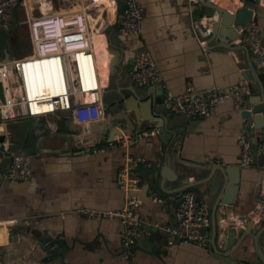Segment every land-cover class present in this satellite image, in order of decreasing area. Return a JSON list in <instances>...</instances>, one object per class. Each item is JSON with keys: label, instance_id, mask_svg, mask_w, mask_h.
I'll list each match as a JSON object with an SVG mask.
<instances>
[{"label": "crops", "instance_id": "1", "mask_svg": "<svg viewBox=\"0 0 264 264\" xmlns=\"http://www.w3.org/2000/svg\"><path fill=\"white\" fill-rule=\"evenodd\" d=\"M62 1H68L71 8L55 7L52 2L49 13L53 17H63L67 11L83 13L81 27L92 52L101 108L112 95L125 89L146 92L156 102L160 101L156 96L159 84L141 86L131 79L129 65L139 49L151 54L161 75V85L175 94L187 87L223 88L246 80L247 84L256 85L253 92L248 89V99L264 104V68L252 64L250 54L237 38L226 43V33L213 31L212 25L205 45L200 44L192 26L197 18L187 0H137L145 11L142 32L137 36H123L118 31L124 0H89V5H84V0ZM201 1L198 0V6ZM254 1L247 3L254 7V21L264 34V0L256 4ZM208 2L232 12L241 5L239 0L235 4L234 0ZM40 4L41 0H27L22 7L23 20L19 22L26 25L29 42L33 43L30 23L33 18L41 17ZM46 4V7L51 5L49 0ZM210 18L202 16L198 20L212 24ZM4 51L8 52L7 47L0 44V61L5 59ZM37 54L35 42L32 56ZM49 69L48 83L51 81V84L46 88L47 80L40 79V82L44 87L41 89L51 92L54 74L51 61ZM247 71L254 81L244 77ZM53 89L56 90L55 85ZM58 99L59 108L54 112L0 122V133L5 135L4 152L0 151V252L6 264H262L251 237L246 236L238 245L245 221L251 219L253 223L248 231L254 234L262 229L258 242L264 251V177L258 171V164L240 166L232 206L218 204L226 192L228 178L222 167L239 164L237 140L243 131L244 108L235 107L231 100L222 102L217 115L192 118L190 124L178 125L173 140L181 143L163 150L156 127L141 130L154 131L148 136L135 138L137 132L134 133L132 143L123 138L118 142L115 139L118 143L115 147L98 144L96 138L100 133L90 132L85 137L78 134L81 120L78 111L66 109L64 96V107ZM83 109L88 111L89 107ZM175 115L179 117L178 112ZM94 120L98 123L105 119L98 116ZM248 124L253 126L252 118ZM248 131L251 144L255 138L258 150L264 152L261 130ZM16 152L26 153L30 158L31 177L27 180L5 178L11 155ZM127 156L136 161L158 162L155 177H140L139 215L154 223H167L173 216L178 190L189 188L199 195L207 211L204 246L168 236L164 244L159 234L150 241L149 233L125 250L122 246L124 225L120 219L86 218L78 212L81 208L118 210L123 206L124 192L117 186L116 178L119 169L126 165ZM189 184L192 185L187 187ZM153 191L161 199L160 203L149 196ZM224 213L226 218H222ZM214 223L221 227L233 226L237 241L231 249L215 245ZM222 234L220 231L219 236ZM216 249L220 254H231L221 258L214 255Z\"/></svg>", "mask_w": 264, "mask_h": 264}, {"label": "built area", "instance_id": "2", "mask_svg": "<svg viewBox=\"0 0 264 264\" xmlns=\"http://www.w3.org/2000/svg\"><path fill=\"white\" fill-rule=\"evenodd\" d=\"M187 1L193 9L198 6V0ZM248 1L251 0H239L241 5ZM26 2L27 0H0V31L10 28L14 8L23 7ZM49 2L51 3L50 8L45 10L40 8V4L38 9L41 17L33 18L30 23V30L33 31V40L34 43L36 42L38 54L30 58L0 61V81L5 96V102L0 101V122L20 116H38L54 112L59 108L58 98L62 101V96H64L66 109L71 108L78 111V116L81 118L78 134L85 136L90 133V124L95 122L94 118L98 116L103 118L104 109L99 106L101 105V94L99 93L92 52L85 42L86 35L79 18L80 15L83 17V13L67 11L63 17H53L49 13V9L53 7L52 1L49 0ZM144 15V7L139 1L124 0L122 13L119 14L118 20L119 33L123 36L141 34ZM71 16L72 18L69 19ZM213 18L215 17L210 18L211 21L214 20ZM192 26L200 44L205 45L206 39L211 34V23L206 24L200 19H195ZM236 32L237 41L247 49L252 64L257 68H264V34L257 23L253 20L238 25ZM78 56L85 57L86 63H90L92 66L95 76V85L92 88L84 86L87 78H85L84 71L81 72ZM55 57H58L61 94L58 96L39 94L35 99H32L33 97L28 95V85L23 70V65L29 60H24ZM130 75L132 81L137 85L149 86L154 82L162 84L160 72L151 54L145 49H139L134 53ZM55 86L57 89L58 85L55 84ZM161 86L163 87L164 102L170 110L183 113L188 118L215 116L219 113L220 104L226 100H231L239 109L245 108L249 92L246 80H240L223 88L213 86L196 90L193 87H187L178 94L173 93L166 86ZM40 102H45L48 109L35 112L32 109V103ZM61 107H64L63 101ZM83 107H89L91 111L89 112ZM248 126H250L248 119L244 118L243 131L237 140L240 147V166H248L253 161ZM153 132L152 130H143L136 133L134 137L148 136ZM134 137L128 138L127 142L132 143L135 140ZM115 142H118V139ZM115 142L109 143L107 146L115 147L118 144ZM126 161V165L119 169L116 178L117 186L124 192L123 206L118 210L81 208L78 212L86 218L114 217L120 219L124 225L122 246L125 250H129L140 236L149 234L150 227H157L168 237H176L186 243L204 246L206 235L203 228L207 220V211L199 195L189 188L178 190L175 193L176 204L171 220L167 223H154L138 213L141 200L137 192L141 187V178L133 171L136 160L127 156ZM30 177L29 156L23 152L12 154L5 171V178L27 180ZM149 196L155 202H161L156 192H150ZM0 264H6L1 252Z\"/></svg>", "mask_w": 264, "mask_h": 264}, {"label": "water", "instance_id": "3", "mask_svg": "<svg viewBox=\"0 0 264 264\" xmlns=\"http://www.w3.org/2000/svg\"><path fill=\"white\" fill-rule=\"evenodd\" d=\"M256 2L257 1L255 0L254 4H256ZM122 9L123 8L120 9L119 14L122 13ZM253 12L254 7L249 3H244L243 5L238 6L235 11L232 12L228 9H223L220 6L208 2V0H202L199 6L194 9L193 15L197 19L202 16L215 17L213 18L214 20L211 24L212 30H217V32L221 35L223 33H226V43H230L237 38L236 26L243 25L254 20ZM218 40L222 43H225V41L221 40L220 37H218ZM4 57L5 59H3V62L12 60L10 59L9 53L7 51H4ZM129 68L131 69L132 65H129ZM244 77L246 79L250 78L252 81H254L255 79L251 75L250 71L244 72ZM154 84H159V82H154ZM248 88L251 92H253V88H256V85L254 83H250L248 84ZM156 96H159V102H156V99L146 92L142 93L140 91L131 89H125L120 93L112 95L103 107V118L105 120L98 123H92L90 125V132L100 133V137L96 138V142L98 144H109L113 143L115 139L120 140L123 138H130L134 133L140 132L143 128L151 129L153 127H156V133L160 142L163 144V150H165L169 145H179L181 143V140H179L178 142L177 140H173V138L176 136L175 129L180 124H190L189 122L192 120V118L186 117L183 113H179V117H177L175 115L176 112L170 110V108L165 105L166 103L164 102L163 89L161 84H159V92L156 93ZM0 101L3 103L5 102V96L1 81ZM163 102L165 104H163ZM241 115L243 118L253 119V126H248L247 130L251 131L253 128L260 129L262 132V136L264 137V104L262 102L255 104V100L248 99L246 108L242 110ZM142 121H144V123ZM180 137L181 136H178L179 139H181ZM4 140L5 135L0 133V151L2 152H4ZM251 152L253 161L248 166L258 164V171H260L262 173V177H264V152L261 153V151L258 150L255 138L253 140V143L251 144ZM165 166L167 167L168 165L165 164ZM157 167V161L137 160L133 167V171L138 176L148 179L150 177H155ZM222 168L224 173L226 175L228 174V178L225 190L226 192L223 197L219 198L218 204L232 206L238 190L240 165L233 164L224 166ZM185 184H187V182H185ZM191 185L192 184H189L187 187H190ZM184 188H186V186ZM222 218H226L225 213L222 214ZM252 223L253 222L251 219L245 221V228L241 232V239L238 245L246 236L251 237L254 242L255 252L261 260L262 264H264V251L262 246L258 242V237L261 235L260 231L262 230L261 228L263 226L260 228L261 230L253 234L252 232L248 231V228L252 226ZM230 225L231 224H229L227 227H221L218 223H214L215 245L219 247L222 246L225 250L231 249L237 241L236 231L233 229V226ZM149 231L151 237L150 241L159 234V236H161L162 238H158L161 239L164 244L167 242V235L157 227H150ZM220 231L223 232L221 236H219ZM144 236L145 235H143L142 237ZM238 245L235 247V249L238 247ZM53 246L54 245L52 244L51 247ZM213 253L214 255H217L221 258H224L231 254H220L218 249H216V251H214ZM226 259L229 262L233 261L230 258Z\"/></svg>", "mask_w": 264, "mask_h": 264}, {"label": "bare ground", "instance_id": "4", "mask_svg": "<svg viewBox=\"0 0 264 264\" xmlns=\"http://www.w3.org/2000/svg\"><path fill=\"white\" fill-rule=\"evenodd\" d=\"M46 2L47 0H41V3H42L41 8L43 10L50 8V7H46L47 6ZM235 2L236 0H234V4ZM78 60H79L81 72L83 70L85 74V78H87L84 86H87L88 88H92L95 85V80H94L95 76L93 75L92 66L90 63L88 64L86 63L85 57L78 56ZM24 61H28V63H25L23 65V70H24L25 78H26L27 85H28V95L30 97H33L32 99H35L36 95H39V94L46 95V94L51 93L52 96H58V94L55 95L56 92L60 93V91L62 90L61 82H59L60 81V70H59V64H58V57L50 58V59L43 58V59H36V60L35 59L33 60L25 59ZM49 61L53 63V71H54V76H55V77L53 76L54 78H52V85H51L52 91L51 92L49 89L47 90L41 89L44 87H43V83L41 84L40 82V79L47 80L46 83H44L45 86H47L46 88H48V85L51 84V81L50 83H48V76H50V71H51L50 69L47 70ZM55 84L58 85V88L56 90L53 89V85ZM32 109L35 112H41L42 110H47L48 105H46L45 102H40L37 104L32 103Z\"/></svg>", "mask_w": 264, "mask_h": 264}, {"label": "rangeland", "instance_id": "5", "mask_svg": "<svg viewBox=\"0 0 264 264\" xmlns=\"http://www.w3.org/2000/svg\"><path fill=\"white\" fill-rule=\"evenodd\" d=\"M54 3L55 7H65L67 10L68 8H71L69 5L70 3L68 1H62V0H51ZM84 5H89V0H84ZM97 4V3H96ZM81 6H83L81 4ZM79 7V6H78ZM76 7V9H78ZM92 8V7H91ZM92 10H90L91 12ZM35 14L36 10L34 11ZM80 18V17H79ZM71 19V18H70ZM82 19V18H81ZM23 20L22 15V7H15L14 11L12 13V20L11 25L8 30L0 31V44L7 47V50L10 54V57L15 58H26L33 55L34 51V43L33 41H30L31 44H29V34L27 27L25 24L19 25L20 21ZM93 22V20H91ZM92 27H94V24L91 23Z\"/></svg>", "mask_w": 264, "mask_h": 264}]
</instances>
